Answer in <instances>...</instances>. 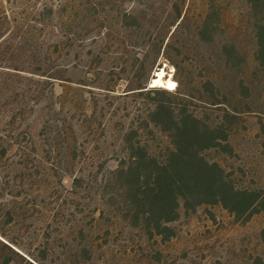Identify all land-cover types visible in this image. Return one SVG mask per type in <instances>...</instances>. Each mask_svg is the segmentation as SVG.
Instances as JSON below:
<instances>
[{
    "label": "rangeland",
    "instance_id": "obj_1",
    "mask_svg": "<svg viewBox=\"0 0 264 264\" xmlns=\"http://www.w3.org/2000/svg\"><path fill=\"white\" fill-rule=\"evenodd\" d=\"M179 10L188 17L174 34ZM259 10L247 0H0V264H264V210L238 218L221 204L181 205L158 233L133 222L117 170L123 134L137 128L158 153L145 121L159 101L177 109L186 99L226 121L233 149L208 158L264 203ZM231 42L245 58L235 69L223 55ZM207 76L227 105L201 100ZM172 78V94L147 90Z\"/></svg>",
    "mask_w": 264,
    "mask_h": 264
},
{
    "label": "trees",
    "instance_id": "obj_2",
    "mask_svg": "<svg viewBox=\"0 0 264 264\" xmlns=\"http://www.w3.org/2000/svg\"><path fill=\"white\" fill-rule=\"evenodd\" d=\"M247 1L255 6V15L258 16L264 0ZM203 16L198 25V35L203 42H208L207 38L213 32L214 17L212 13ZM181 17L182 11L179 10L177 18ZM187 17V14L182 17L174 34ZM255 33L256 60L264 70V17L257 19ZM170 45L171 39L164 47L165 55ZM223 55L226 66L231 69L239 68L245 62L234 42L224 45ZM165 58L169 60L167 56ZM145 87L147 85L137 88ZM177 87L176 78H172L167 88L149 87L147 90L172 94ZM202 88L207 94L206 99H201L205 104L217 107L227 105L228 94L216 77L207 76ZM150 120L145 121V125L154 138H159L156 145L160 150L158 153L150 140L140 137L137 128L121 137L127 156L120 159L117 170L124 175L129 211L135 224L144 221L150 226L153 223L157 232L162 233L164 223L179 216L181 205L186 209H195L202 204H221L238 218L245 214L249 218L264 210V207H257L264 204L258 201V192L236 187L221 163L208 158L207 152L211 149H233L228 141L230 127L225 120L219 123L205 120L189 107L186 99H182L177 109L159 101L150 114Z\"/></svg>",
    "mask_w": 264,
    "mask_h": 264
},
{
    "label": "bare ground",
    "instance_id": "obj_3",
    "mask_svg": "<svg viewBox=\"0 0 264 264\" xmlns=\"http://www.w3.org/2000/svg\"><path fill=\"white\" fill-rule=\"evenodd\" d=\"M157 73L159 74V76H160L161 78H164V76H165V71H164V69H162V70H158ZM165 80H166V79H165ZM169 80H170V79H169ZM167 82H168V80H167ZM153 83H154V80H153Z\"/></svg>",
    "mask_w": 264,
    "mask_h": 264
}]
</instances>
